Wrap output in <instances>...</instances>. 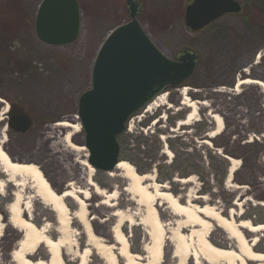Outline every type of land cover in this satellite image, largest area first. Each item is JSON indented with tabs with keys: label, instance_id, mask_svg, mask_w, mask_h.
I'll use <instances>...</instances> for the list:
<instances>
[{
	"label": "rangeland",
	"instance_id": "374dc122",
	"mask_svg": "<svg viewBox=\"0 0 264 264\" xmlns=\"http://www.w3.org/2000/svg\"><path fill=\"white\" fill-rule=\"evenodd\" d=\"M2 1L13 16L9 24L0 23V138L4 140L3 146L14 159L40 165L58 192L66 189L69 181L76 186H90L87 183L89 170L81 162L88 150L73 149L63 137H55L54 129L62 131L56 122L66 118L60 115L77 113L80 94L92 85L91 71L97 49L111 29L130 19L127 0H79L82 8L80 35L63 45L44 42L35 32L36 10L41 0ZM190 1L141 0L142 10L138 16L154 42L171 57L181 48L190 46L200 53V60L186 81L166 90L165 99L157 101L148 111L145 110L147 104L130 117L123 139L127 138L133 148L137 140L144 143L141 148L157 162L151 164L140 154V167L148 168L146 172L154 171L155 179L166 183L167 189L181 195L183 200L189 189H194L200 194L196 202L216 204L223 214H227L229 207H236L234 201L242 198L243 216L253 222H264V203H259L264 200V90L256 83H244L235 89L237 79L246 75L264 81V0H240L242 11L225 13L197 31L191 30L184 19L185 6ZM5 40L13 44L8 52L1 51ZM257 53H260L259 57ZM16 63L20 67L17 68ZM22 72L27 74L22 75ZM184 87L191 98L205 101V104L201 103L198 108L199 120L181 125L180 119H185L190 109L183 103ZM20 95L25 96L29 112L37 117L27 134L16 133L8 126L10 100ZM212 112L220 113L225 120L222 132L213 137L208 135L215 126ZM84 135L82 129L74 132L73 141L83 144ZM206 139L210 142H205ZM218 152L240 160L231 179L227 175L221 182L213 160ZM179 158L185 161L194 180L181 182L178 174L167 179L168 172L172 171L163 165L169 166L172 160ZM2 171L0 165V178H6ZM197 172L211 182V191L205 197L198 191L202 181ZM91 178L107 190L118 189L116 206H109L101 203L103 196L91 188L88 210L94 216V229L100 236H111L116 208L127 209L134 214L135 221L139 220L144 207L125 189L128 179L121 172L110 175L108 171L95 168ZM14 189L15 185L8 182L5 192L0 193V206L6 210L4 213L0 209L5 223L0 235V261L3 264H16L11 252L22 236L8 220L7 203ZM24 193L33 196L34 222H48L52 234L57 236L55 211L35 195L31 182L27 183ZM67 202L73 211L76 203L72 198ZM157 206L161 217L173 226L179 216L165 203ZM122 228L129 236L131 250L145 255L144 246L149 242V236L143 224L125 221ZM72 233L78 250L85 245L87 234L76 220ZM226 234L214 225L210 239L223 246L234 245V239ZM259 234L257 248L264 249V231ZM172 247L171 241L166 239L161 264L176 262ZM65 255L70 260L68 264H79L80 257L75 253L66 252ZM48 256L44 244L32 254L33 258L47 259ZM87 263L102 264L103 259L93 249ZM121 263L125 264L123 260ZM188 264L195 263L190 259ZM203 264L208 263L203 261Z\"/></svg>",
	"mask_w": 264,
	"mask_h": 264
},
{
	"label": "bare ground",
	"instance_id": "6f19581e",
	"mask_svg": "<svg viewBox=\"0 0 264 264\" xmlns=\"http://www.w3.org/2000/svg\"><path fill=\"white\" fill-rule=\"evenodd\" d=\"M244 83L259 84L264 90L263 80L247 75L238 78L235 89ZM184 88L186 96L183 103L190 109L185 119H180L179 124L181 125L192 123L195 119L199 120L198 108L201 103L205 104V101L191 98L186 91L187 88ZM166 95L165 91L156 96L148 103L145 110H150L158 103L157 101L165 99ZM211 115L215 126L208 132V135L218 136L225 126V120L218 112H212ZM72 117L74 121L62 119L56 122L57 126L62 127V131L60 128L54 129L55 137H63L75 150L86 151L85 145L73 141L74 132L81 131V124L77 115H72ZM3 141L0 138V165L6 178H0V193L5 192L8 182L15 185V189L12 190V198L7 203L8 220L9 224L18 228L22 233L17 247L11 252L12 259L16 264H68L70 260L66 258V252L79 256V264H88L89 255L93 249L99 258L103 259L102 264H122V260L125 264H161L164 258L166 239H169L173 245V256L177 259L174 264H188L190 259H193L195 264H203V261L208 264H264V249L257 248V243L260 240L259 232L264 231V222H253L252 219L243 216L242 198L236 199L234 201L236 207L230 208L227 214H223V210L216 204L196 202L195 199L199 198L200 194L195 193L194 189H189L185 200H183L181 195L167 189L166 183L158 182L155 179L154 171L141 173L132 162L122 159L108 173L114 175L119 171L128 179L125 189L131 193V197L137 203L144 207V211L139 220L135 221L133 213L127 209L116 208L113 212L116 219L110 229L111 236L106 238L100 236L94 229L92 222L94 216L88 210L87 199L90 198L92 194L90 189L93 188L95 193L103 196L101 203L116 206L118 189L107 190L91 178L95 167L87 160V152L84 153L85 156L81 162L89 170L87 183L90 186H76L72 181H69L68 187L61 193L51 186L40 165L35 162L14 159V156L10 155L3 146ZM205 142L210 141L206 139ZM229 160L231 163L228 179H231L234 170L239 168L240 160L233 156H230ZM194 179L195 176L191 174L178 180L188 182ZM28 182L32 183L35 195L41 202L55 211L57 236L54 237L52 234L48 222H43V224L34 222L33 196L24 193ZM68 198H72L76 203V208L73 211L67 202ZM162 203H165L171 212L179 216L173 226H170L169 222L161 217L157 205ZM259 203L263 204L264 200ZM74 219L83 226V230L87 234L85 245L78 250L75 249L77 240L72 233ZM125 221L132 224L139 222L145 227L149 236V242L144 246L145 255L131 250L129 236L122 228ZM3 224L5 223L0 211V235L4 227ZM214 225L225 230L226 235L234 239V245L223 246L212 241L210 233ZM188 228L189 231L186 232ZM41 244L47 247L49 252L47 259L32 257ZM0 264L3 263L0 261Z\"/></svg>",
	"mask_w": 264,
	"mask_h": 264
},
{
	"label": "water",
	"instance_id": "95a60500",
	"mask_svg": "<svg viewBox=\"0 0 264 264\" xmlns=\"http://www.w3.org/2000/svg\"><path fill=\"white\" fill-rule=\"evenodd\" d=\"M126 6L130 19L111 29L97 49L92 85L80 94L75 114L85 133L87 160L104 171L112 170L122 160L119 136L128 129L130 117L169 87L186 81L200 60V53L190 46L181 48L174 57L166 54L139 19L141 0H127ZM241 10L240 0H191L183 14L186 25L197 31L225 13ZM81 27L79 0L40 1L35 32L44 42L52 45L73 42ZM31 124L32 118L27 113L13 114L8 120V126L18 131L27 130Z\"/></svg>",
	"mask_w": 264,
	"mask_h": 264
},
{
	"label": "trees",
	"instance_id": "16d2710c",
	"mask_svg": "<svg viewBox=\"0 0 264 264\" xmlns=\"http://www.w3.org/2000/svg\"><path fill=\"white\" fill-rule=\"evenodd\" d=\"M5 5L6 4H4V2L2 0H0V23H8L9 24L10 22H12L13 16L8 9L4 8ZM211 24L212 23H210L209 25H211ZM209 25H207V26H209ZM7 54H9V53H5V55H7ZM263 56H264V54H263ZM256 88L259 89L258 86ZM124 133H122L119 136V139L122 138L120 141L121 142V152H120L121 158L129 160L130 162H132L137 167V170L139 172L145 173L148 168H141L140 167L139 160L140 159L142 160V158H140V154H143L141 156L143 158L147 157L148 158L147 162L149 161L151 164H154V163L156 164L157 160H155V158L153 156L148 155L146 153V151L141 148V145L144 144L143 142H140L137 140V143H136L134 148L132 146H130L129 140L127 138L123 139ZM126 134H128V133H126ZM127 136H131V135L128 134ZM172 147L174 148L173 145H172ZM133 149H135V151H132ZM175 160H172L170 162L169 166H167V164L163 165V166H166L168 170L172 171V172H168L167 179L172 178L175 174H178L180 177H186L189 174H191L190 171L187 170L186 163H184L185 161L183 159L179 158V159H175ZM213 160H214V163H216V167L218 169V174L220 176V182H221L228 175V169L230 166V161L225 154H221L219 152L213 158ZM157 165H159L158 167L161 168L160 163ZM197 173L199 174V177L202 181L201 182L202 183L201 188L198 190L199 193H202V194L210 193V191H211V182H209L210 180L205 179L204 175L201 172H197ZM0 209L2 210V212L6 213L4 206L3 207L0 206Z\"/></svg>",
	"mask_w": 264,
	"mask_h": 264
},
{
	"label": "flooded vegetation",
	"instance_id": "af4514ba",
	"mask_svg": "<svg viewBox=\"0 0 264 264\" xmlns=\"http://www.w3.org/2000/svg\"><path fill=\"white\" fill-rule=\"evenodd\" d=\"M8 41L9 40H5L4 46H2L3 48L1 47V51L8 52L7 49L10 48L11 46H13V44H11L12 42L9 43ZM10 67L11 66H9V68ZM16 67L18 68V67H20V65L16 63ZM16 72L21 74L19 71H16ZM26 74H27L26 72H22V75H26ZM78 100H79V98H78ZM26 101H27V99L25 98V96L23 97L21 95L20 96H15L14 98H12L10 100V107H9L10 108V113H9V116H8V120L10 119L11 115L20 114V113H27L32 118L31 126L27 127L28 129L25 130V131H18L16 129L10 127L11 130H13V131H15L16 133H19V134H27V133H29L30 130H31V127H33V124L37 121V117L34 118V116L29 112L28 107L26 106ZM77 109H78V107H77ZM60 117L66 118V119H73L71 113H64V114L60 115ZM98 170H100V169H98ZM66 186H67V184H66Z\"/></svg>",
	"mask_w": 264,
	"mask_h": 264
}]
</instances>
